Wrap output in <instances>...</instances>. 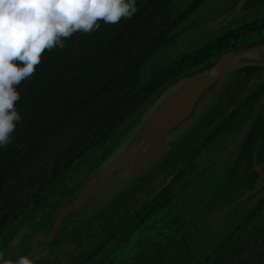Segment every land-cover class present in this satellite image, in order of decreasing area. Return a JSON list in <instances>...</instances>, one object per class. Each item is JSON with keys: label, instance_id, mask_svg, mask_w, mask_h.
<instances>
[{"label": "water", "instance_id": "95a60500", "mask_svg": "<svg viewBox=\"0 0 264 264\" xmlns=\"http://www.w3.org/2000/svg\"><path fill=\"white\" fill-rule=\"evenodd\" d=\"M257 3L199 1L157 55L182 57L176 42L183 35L194 41L186 54L197 51L212 42L211 34H195L199 28L215 26L221 34ZM261 88L264 33L169 78L44 189L2 233L0 253L33 264H127L123 242L147 211L167 193L180 198L199 181L218 182L236 145L255 148L243 151L246 168L235 164L238 180L264 177V93L255 97Z\"/></svg>", "mask_w": 264, "mask_h": 264}, {"label": "flooded vegetation", "instance_id": "af4514ba", "mask_svg": "<svg viewBox=\"0 0 264 264\" xmlns=\"http://www.w3.org/2000/svg\"><path fill=\"white\" fill-rule=\"evenodd\" d=\"M172 2L137 0L138 11L131 19L112 25L100 20L99 29L89 34L76 32L66 38L63 43L72 41V45L53 49L45 66H42L44 59L41 60L32 78L42 79L49 87L57 86L62 73L55 64L62 66L60 59H64L73 70L90 63L95 71L100 68L99 74H107L102 85H108V92L100 96L96 91L95 99L69 119L72 128L53 130L43 144L18 162L28 152L26 143L30 135H38V128L34 127L38 117L34 114L21 117L10 133L11 142L0 147V152L7 147L16 148L14 161H9V153L0 160V217L9 216L0 233L25 206L40 202L42 188L63 168L102 141L118 119L135 109L166 80L229 45L264 31V17L227 30L191 54L174 62L164 60L150 80H143L144 66L170 42L179 24L198 5L195 2L172 18L168 14ZM74 37H77L75 41ZM87 50L93 53L91 60L87 58ZM91 80L92 77L86 85H101L99 80ZM263 93L261 88L255 97ZM42 136L43 132L39 138ZM35 141L31 139V144ZM234 149L238 150L231 157L234 163L218 182L200 179L203 185L188 187L180 198H170L167 193L147 211L135 226V232L128 236L130 242H123L133 264H264V177L254 175L238 180L235 164L246 168L243 151L253 152L255 148L236 145ZM58 170L59 174H55Z\"/></svg>", "mask_w": 264, "mask_h": 264}, {"label": "clouds", "instance_id": "9594fccd", "mask_svg": "<svg viewBox=\"0 0 264 264\" xmlns=\"http://www.w3.org/2000/svg\"><path fill=\"white\" fill-rule=\"evenodd\" d=\"M137 0H0V147L10 143L21 116L17 87L31 78L43 53L64 47L74 33L99 29L98 21L112 25L131 19ZM3 264H33L21 256Z\"/></svg>", "mask_w": 264, "mask_h": 264}, {"label": "trees", "instance_id": "16d2710c", "mask_svg": "<svg viewBox=\"0 0 264 264\" xmlns=\"http://www.w3.org/2000/svg\"><path fill=\"white\" fill-rule=\"evenodd\" d=\"M76 39L77 37L73 38L74 41ZM64 40L65 39H63V41ZM64 44L72 45V41L68 43L66 42ZM56 48L57 47L53 49ZM83 49H86V47ZM52 50L50 51L46 50L43 53L41 60L44 59L43 60L44 64H42V66H45V63L48 62V57L53 53ZM88 51L89 50H87V58H90L91 60V55L93 53L91 54V52L89 51L90 52L89 53ZM60 61L62 63V66H60V64H55V68L62 73L61 78H59V81L57 83V86L49 87L42 82V79H35L34 77L22 81L18 86H16L17 90L20 93V99L19 101L16 102V110L19 112L20 116L22 117V116H26L27 114H34L36 118L38 117L34 124V127L38 128V135L37 137L33 133L30 135L29 142L28 143L25 142L29 146V148L26 150V152L27 151L28 152L25 154L23 158L19 159L18 162L22 161L27 156H29L33 149H37L41 144H43L45 139H47L53 134V130L58 131L60 129L72 128L69 119L72 118L74 114L80 112L82 107L86 106V104H89L90 102H92L93 99H95L94 94H96V91H98L97 94L100 96H104L108 92L107 91L108 85L107 84L102 85L107 78V74L106 73L99 74L101 72L100 68H97V71H95L90 63V65H85L82 68L73 70V68H71V65L68 64L64 59H60ZM91 77H92L91 82L95 80H99L101 85L97 86L98 83L96 84V87L95 86L90 87L89 85H86L87 82H90ZM76 84L78 85L76 86ZM32 122H34V120ZM116 123L117 121L113 124V126H111V128L108 130L104 138L113 129ZM50 131H52L51 134ZM41 132H43V136L40 139L39 136L41 135ZM31 139L36 140L33 145L31 144L32 143ZM99 143L87 149L81 156L75 158L69 165H67L66 168L62 169L60 174H59L60 170L55 172V174H59V175L56 176L49 184L45 185L42 188L40 193V198L42 197V192L47 186L52 184L76 160L84 156L90 149L96 147ZM15 153H16L15 147L14 148L7 147L0 152V160L5 159L7 155H9L10 156L9 161H14L13 156L15 155ZM14 165L17 166L16 163ZM28 206H25L22 209V212L15 218L13 222H11L8 226L3 228L2 232L0 233V236L12 223L18 220V218L25 213V209ZM8 218L9 216L7 215L0 217V229L1 227L5 226V224L8 221Z\"/></svg>", "mask_w": 264, "mask_h": 264}, {"label": "rangeland", "instance_id": "374dc122", "mask_svg": "<svg viewBox=\"0 0 264 264\" xmlns=\"http://www.w3.org/2000/svg\"><path fill=\"white\" fill-rule=\"evenodd\" d=\"M191 5L192 4L189 3V0H173L172 5L168 11V14L172 18H177V16L179 14H181L183 11L188 9ZM252 6L257 7V8H253L252 10H250V12L244 17V19L239 21L238 23L229 24L230 27H226V29H224V31H222L221 34H216V31L219 28H215V26H211V25L206 26V28H203V27L199 28L195 32V34H198V33L201 34L202 32L211 34L212 37L210 39H211V41H214L215 39H217L221 35H223L227 30L237 29L238 27H240L244 24H248L254 20L261 19L262 17H264V2H261V0H258V3L255 5H252ZM183 23L184 22H181L179 24V27L182 26ZM262 33H264V31ZM255 40H258V39H255ZM193 42L194 41L192 39H189L187 37V35H183V37L180 38L178 40V42H176L177 52L183 56L184 54L187 53V51H192L193 49H191L190 47H192ZM189 49H191V50H189ZM174 58H176V56L170 55V54L169 55L164 54V55H160V56H158L156 54L152 59H150L147 62L146 66H144V68L142 69V79L143 80H150L154 76V74L157 72V70L159 71L161 69L160 65L164 60H167L168 62H170ZM130 240H131V238H126L124 241L130 242ZM127 264H133L132 255H128Z\"/></svg>", "mask_w": 264, "mask_h": 264}]
</instances>
